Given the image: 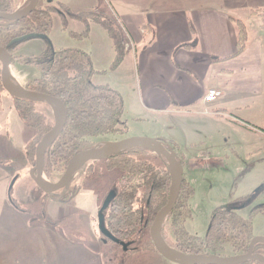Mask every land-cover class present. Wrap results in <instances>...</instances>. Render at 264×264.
<instances>
[{
	"label": "rangeland",
	"instance_id": "obj_1",
	"mask_svg": "<svg viewBox=\"0 0 264 264\" xmlns=\"http://www.w3.org/2000/svg\"><path fill=\"white\" fill-rule=\"evenodd\" d=\"M27 2L23 0L18 9ZM48 2L55 6L50 15L51 27L47 34L52 50L76 48L89 52L96 71L92 76L93 84L114 83L115 73L111 71L115 56L113 42L105 27L94 19L97 14L114 24L118 22L113 11L115 8L109 0H39L38 5L43 6ZM120 5L124 9L140 11L148 5V1L122 0ZM233 7L227 10V14L246 23L248 37L253 40L259 36L264 40V29L259 27V19L249 14L251 5L236 4ZM44 47V39L33 38L21 43L15 52L29 56L41 52ZM261 52L264 59V48ZM16 67L26 76L10 66L11 76L23 87L41 73L35 65L22 64ZM226 107L229 109L227 113L233 116L231 114L230 119L226 118L222 125L216 126L220 132L209 137L202 134L185 138L175 131L183 153V178L192 187L190 216L183 225L189 233L204 237L214 209L234 208L241 217L251 218L254 236L264 237V209L257 210L259 206L264 207V130L259 127V123L260 126L264 125L263 117L259 116L258 106L251 110L242 107L238 113L233 112L231 106ZM39 108L52 116L50 107L40 105ZM126 124L128 129L125 137H132L147 131L145 126L151 122L142 120L135 123L128 119ZM33 135L34 131L19 118L16 101L0 89V226L7 229L16 224L20 227L23 214L26 218L47 220L56 234L55 237L48 236V249L53 247L54 240L59 241L56 237H62L63 242L72 246L81 244L99 252L100 256L101 252L108 251L106 258L101 257L105 264H118L125 256L123 245L106 243L98 227V213L114 178L105 172L102 160L95 165L100 170L90 174L89 163H86L72 177L70 186L61 189L62 193H71L75 186H79L75 194L63 200L44 195L29 174L32 164L28 162L27 144ZM200 141H204V144H199ZM199 150L205 151L207 156H198ZM63 170L54 172V181ZM44 179L54 182L45 176ZM32 230L34 233L35 229ZM62 249L69 251L66 246L58 247L57 250L61 253ZM140 252L143 251L130 252L123 258V264H177L156 252L158 259L154 260H149ZM223 253H232L229 243L224 244Z\"/></svg>",
	"mask_w": 264,
	"mask_h": 264
},
{
	"label": "trees",
	"instance_id": "obj_2",
	"mask_svg": "<svg viewBox=\"0 0 264 264\" xmlns=\"http://www.w3.org/2000/svg\"><path fill=\"white\" fill-rule=\"evenodd\" d=\"M22 1L0 0V11H16ZM54 9L55 6L50 2L43 6L37 4L31 13L14 23L0 19V46L10 54V64L35 65L41 71L38 77L30 80L26 88L59 98L67 111L65 124L44 155L43 174L49 181H54V172L62 171L72 155L98 143L125 138L128 129L123 119L124 101L120 92L107 84H93L92 76L96 71L90 53L76 48L52 50L47 34L51 27L50 15ZM248 11L250 15L259 19L260 27L264 29V7H251ZM94 19L105 27L112 39L115 52L111 65L113 70L125 55L124 38L130 36L119 22L114 24L97 14ZM230 20L236 29L235 51L232 56H237L246 48L247 27L241 19L230 17ZM188 22L191 21L188 19ZM190 29L194 32L192 26ZM141 30L143 44L146 45L151 41L148 35L149 30L151 32L152 30L148 25L143 26ZM31 34L43 37L29 36ZM25 36L28 37L23 38ZM33 38L45 40V47L41 52L29 56L16 54V48L21 43ZM179 48L195 49L196 46L194 42H188L179 45ZM214 60L219 61L217 58ZM1 69L0 62V73ZM0 89L4 90L1 83ZM13 99L16 101L19 118L34 131L33 138L27 144L28 162L33 166L35 146L43 134L52 127L53 114L47 115L39 108L40 105L49 108L44 102ZM170 144L177 151L175 145ZM176 154L183 163L182 156L178 152ZM98 162H88V174L100 170L95 167ZM102 162L105 172L114 178L112 186L104 196L105 199L111 193L109 202L98 213V227L105 242L117 243L121 247L124 245L125 256L134 251L157 252L149 236V227L156 212L167 202L172 184L164 158L149 149L132 147L113 154ZM78 189L79 186H75L71 193L68 191L62 193L60 189L50 196L63 200L75 194ZM43 194L49 196L44 192ZM191 195V185L182 178L174 207L161 226V234L166 243L188 254L225 256L223 253L225 243H229L231 247L230 255L245 253L254 236L251 218L241 217L234 208H216L211 213L206 235L204 237L193 235L183 225L185 219L190 216ZM263 209L262 206L257 208ZM252 252L264 255V243H254ZM101 253V257L106 258L109 252ZM125 256L118 264H123ZM238 264L264 263L250 260Z\"/></svg>",
	"mask_w": 264,
	"mask_h": 264
},
{
	"label": "crops",
	"instance_id": "obj_3",
	"mask_svg": "<svg viewBox=\"0 0 264 264\" xmlns=\"http://www.w3.org/2000/svg\"><path fill=\"white\" fill-rule=\"evenodd\" d=\"M146 1V7L134 11L124 9L120 5L122 0H109L115 8L116 20L130 36L132 48L126 50L120 64L111 70L115 73L114 83L108 81L106 84L122 95L126 122L128 119L135 123L151 122L145 126L147 131L136 135L163 138L174 144L176 152L183 157L175 131L185 138L202 134L209 137L220 132L216 126L222 125L232 114L227 113L226 106H231L236 113L242 107L251 110L258 106L257 111L264 121V59L261 52L264 40L259 36L253 40L248 37L245 50L232 56L236 29L227 14V10L234 9L236 4L264 7V1ZM145 25L152 30L148 35L151 41L146 45L141 30ZM188 42H194L196 48H179ZM10 66L23 73L16 65ZM210 88L218 89L221 94L207 103L203 96ZM260 125L264 130V125ZM201 143L203 145L204 141ZM197 155L207 156L203 150L197 151ZM22 216L20 227L16 224L7 229L0 226V264H49V259L51 264H103L99 252L81 244L72 246L63 242L62 237H56L59 241L54 240L55 245L52 243L53 247L48 249V236H56L51 224L47 220ZM62 246L68 247L69 251L62 249L60 253L57 249ZM140 253L149 260L158 259L157 255H160L152 250Z\"/></svg>",
	"mask_w": 264,
	"mask_h": 264
},
{
	"label": "water",
	"instance_id": "obj_4",
	"mask_svg": "<svg viewBox=\"0 0 264 264\" xmlns=\"http://www.w3.org/2000/svg\"><path fill=\"white\" fill-rule=\"evenodd\" d=\"M38 1L39 0H28L27 4L23 8H19L13 12L0 11V19L9 21V23H14L31 13L37 6ZM29 36L43 37L39 34H31ZM26 37L28 36L23 38ZM0 62L2 65L0 83L5 92H7L13 98L44 102L50 107L53 113V125L49 131L43 134L36 144L34 151V165L29 171L32 180L42 192L52 195L58 190L67 187L72 177L76 175L81 170V168L90 161H100L113 154L132 147L146 148L158 156L164 158L172 181L168 200L156 212L149 227V236L151 242L154 245L156 251L163 258L177 264H238L250 260H258L264 263V255L252 252L254 243H264L263 236H253L250 240L248 250L245 253L225 256L216 254H188L181 252L166 243L161 234V226L163 220L174 207L176 199L179 195L183 178V166L181 159L177 156L174 148L163 138L132 136L119 140L98 143L94 147L84 149L72 155L68 159L63 172L60 174L57 180L54 182L45 181L43 174L44 155L47 148L53 143L66 122V108L59 98L46 93L30 90L19 85L17 81L13 80L10 73V54L2 46H0ZM110 196L111 193H109L105 198L103 205L101 206V210L107 206Z\"/></svg>",
	"mask_w": 264,
	"mask_h": 264
},
{
	"label": "built area",
	"instance_id": "obj_5",
	"mask_svg": "<svg viewBox=\"0 0 264 264\" xmlns=\"http://www.w3.org/2000/svg\"><path fill=\"white\" fill-rule=\"evenodd\" d=\"M123 48L125 50L132 48L131 39L129 37L124 38ZM221 92L216 88H210L206 91V94L203 96L204 102H213L218 96H220Z\"/></svg>",
	"mask_w": 264,
	"mask_h": 264
},
{
	"label": "bare ground",
	"instance_id": "obj_6",
	"mask_svg": "<svg viewBox=\"0 0 264 264\" xmlns=\"http://www.w3.org/2000/svg\"><path fill=\"white\" fill-rule=\"evenodd\" d=\"M12 74V73H11Z\"/></svg>",
	"mask_w": 264,
	"mask_h": 264
},
{
	"label": "flooded vegetation",
	"instance_id": "obj_7",
	"mask_svg": "<svg viewBox=\"0 0 264 264\" xmlns=\"http://www.w3.org/2000/svg\"><path fill=\"white\" fill-rule=\"evenodd\" d=\"M163 158V157H162Z\"/></svg>",
	"mask_w": 264,
	"mask_h": 264
}]
</instances>
